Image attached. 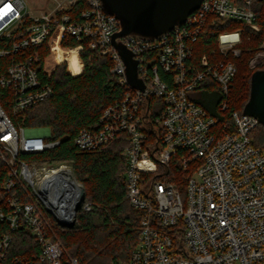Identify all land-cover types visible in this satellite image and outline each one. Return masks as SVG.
<instances>
[{
    "label": "built area",
    "instance_id": "obj_1",
    "mask_svg": "<svg viewBox=\"0 0 264 264\" xmlns=\"http://www.w3.org/2000/svg\"><path fill=\"white\" fill-rule=\"evenodd\" d=\"M78 1L45 0L31 11L27 0H0V56L12 57L0 75V160L7 167L0 264H79L56 228L59 220H75L73 172L64 164L39 166V158H25L55 148L60 140H50L51 131L16 125L9 113H23L54 94L30 64L33 56L20 57L53 29L60 37L87 40L91 48L108 51L112 72L127 86L105 108L98 129H83L74 137L84 151L125 144L126 193L141 212L140 233L130 257L113 264H264V148L251 138L260 122L230 110L237 74L233 57L241 54L244 28L220 32L218 50L194 55L215 18L260 31L253 9L257 0H202L184 24L159 39L119 38L137 61L143 89L129 84L127 65L113 42L120 20L101 0H87L80 9ZM263 61L264 39L250 65ZM214 86L221 95L217 111L228 114L227 120L220 121L198 101ZM92 206L86 199L81 208ZM20 230L38 249L11 256L13 234Z\"/></svg>",
    "mask_w": 264,
    "mask_h": 264
},
{
    "label": "trees",
    "instance_id": "obj_2",
    "mask_svg": "<svg viewBox=\"0 0 264 264\" xmlns=\"http://www.w3.org/2000/svg\"><path fill=\"white\" fill-rule=\"evenodd\" d=\"M86 1L79 0L77 7H85ZM253 9L260 31H252L241 21L215 18V23H208L207 32L195 44L194 55L198 57L218 50L220 32L244 28L241 54L233 57L237 74L231 87V111L244 112L250 99L253 73L264 70V61L256 67L250 65L264 39V0L255 1ZM25 54L33 56L30 64L40 78L53 87L54 94L23 113H9L16 125L49 127V139L60 140L55 148L35 156L26 154L25 158L36 157L48 165L70 166L85 189L87 201L93 205L91 210H78L74 225H57V233L69 255L77 258L79 264H113L127 260L140 233L141 212L131 206L126 193L127 163L122 155L125 144L116 141L100 151L80 150L74 144L79 131L98 129L105 108L121 98L127 86L122 85L112 72L113 62L108 51L91 48L87 40L60 37L57 29L50 30L42 44L28 49L20 57ZM11 59V56H0V75L6 72ZM214 88L211 92L200 93L198 101L220 117V121L227 120L228 114L217 111L221 95L217 87ZM251 138L256 147L264 148L263 123L252 131ZM6 172L7 167L0 160V204ZM31 248L37 250L38 246L26 231L13 234L11 256L27 254Z\"/></svg>",
    "mask_w": 264,
    "mask_h": 264
},
{
    "label": "water",
    "instance_id": "obj_3",
    "mask_svg": "<svg viewBox=\"0 0 264 264\" xmlns=\"http://www.w3.org/2000/svg\"><path fill=\"white\" fill-rule=\"evenodd\" d=\"M104 9L115 15L121 22V30L114 36V45L127 65V79L131 86L143 89L145 85L137 73V61L118 39L124 36H137L155 40L169 33L175 26L184 24L202 0H101ZM244 113L255 116L264 124V70H256L252 76L250 99ZM73 184L78 188L75 213L86 200L83 185L71 175ZM75 220H59L63 227L74 225Z\"/></svg>",
    "mask_w": 264,
    "mask_h": 264
},
{
    "label": "rangeland",
    "instance_id": "obj_4",
    "mask_svg": "<svg viewBox=\"0 0 264 264\" xmlns=\"http://www.w3.org/2000/svg\"><path fill=\"white\" fill-rule=\"evenodd\" d=\"M27 2H28V4H29V8L31 9V11H36V10H38V8H41L43 5H44V3L43 2H45V0H27ZM43 4V5H42ZM50 6H48V8H49ZM51 8H52V5H51ZM29 131H35V132H39V133H44V132H49V131H51L50 130V128L49 127H35V128H29L28 129ZM28 161H35V159H28ZM37 164L39 165V166H43V165H46V166H48V164H46V163H42L40 160L39 161H37ZM59 165H61V164H59ZM65 166H67L68 168H70V166H68V165H66V164H64ZM72 171V170H71ZM75 177V176H74ZM76 221H77V213H76V216H75V223H76ZM74 223V224H75Z\"/></svg>",
    "mask_w": 264,
    "mask_h": 264
},
{
    "label": "bare ground",
    "instance_id": "obj_5",
    "mask_svg": "<svg viewBox=\"0 0 264 264\" xmlns=\"http://www.w3.org/2000/svg\"><path fill=\"white\" fill-rule=\"evenodd\" d=\"M65 184H66V182H64V183L61 184L63 186V188H62L63 189V192L65 191V189H67V185H65ZM67 210H69V204H68Z\"/></svg>",
    "mask_w": 264,
    "mask_h": 264
}]
</instances>
